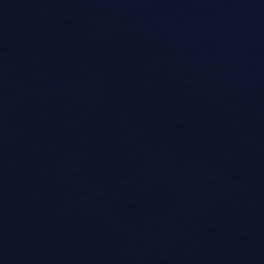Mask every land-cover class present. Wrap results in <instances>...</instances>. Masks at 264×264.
<instances>
[{
  "label": "water",
  "instance_id": "water-1",
  "mask_svg": "<svg viewBox=\"0 0 264 264\" xmlns=\"http://www.w3.org/2000/svg\"><path fill=\"white\" fill-rule=\"evenodd\" d=\"M0 264H264V0H0Z\"/></svg>",
  "mask_w": 264,
  "mask_h": 264
}]
</instances>
